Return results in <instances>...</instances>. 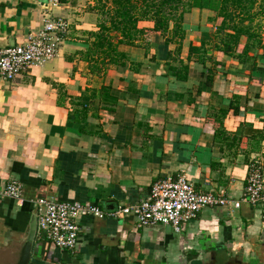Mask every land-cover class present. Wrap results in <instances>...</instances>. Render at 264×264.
Here are the masks:
<instances>
[{
    "label": "crops",
    "instance_id": "0c3cea01",
    "mask_svg": "<svg viewBox=\"0 0 264 264\" xmlns=\"http://www.w3.org/2000/svg\"><path fill=\"white\" fill-rule=\"evenodd\" d=\"M50 1L0 0V49L24 43L46 9L70 23L56 57L12 85L0 84V186L12 180L23 185L21 199H0V264L18 263L37 201L45 197L99 205L105 217L80 219L74 250L51 247L37 229L28 264H264L261 209L234 205L251 161H264V141L250 164L245 156L253 149L249 131L264 134V69L258 68H264L263 50L250 53L257 68L251 60L212 50L220 19L213 10L192 8L185 14L179 57L190 67L186 81L167 75L159 58L151 59L155 42L148 54L143 46H121L128 67L96 76L79 51L98 29V14L82 0H59V6ZM205 41L213 57L206 66L188 59L190 46ZM245 44L243 37L237 53ZM102 85L111 86L117 101L92 96ZM221 109L228 112L225 129L243 135L241 146L222 148L215 139ZM178 174L199 191L224 190L230 203L204 208L180 232L171 226L138 228L134 215L118 211L147 197L157 180Z\"/></svg>",
    "mask_w": 264,
    "mask_h": 264
},
{
    "label": "trees",
    "instance_id": "16d2710c",
    "mask_svg": "<svg viewBox=\"0 0 264 264\" xmlns=\"http://www.w3.org/2000/svg\"><path fill=\"white\" fill-rule=\"evenodd\" d=\"M192 8L213 10L220 19L211 43L212 50L228 56H238L242 62L251 60L257 68L255 57L250 53L257 49H262L264 53V0H97L95 5L91 6V11L99 16L98 29L89 33L85 39L87 47L79 51V54L88 63L93 75L102 76L111 67H128L129 55L121 46H143L148 54V49L155 42L157 53L152 55L151 59L156 61L159 58L166 66L167 75L186 81L190 67L179 57L185 38V14ZM141 21H150L153 26L141 28ZM151 35L154 36L152 41ZM243 37H246V44L243 52L239 54L237 50ZM143 38L145 43H140ZM171 44H177L175 52L169 49ZM209 48L206 41L199 46L191 45L188 59H195L206 66L208 60H213L208 54ZM207 76V84H210L213 81L211 69H208ZM200 92L201 89H198V93ZM91 94L107 101H117L111 86L93 88ZM109 110L114 111L112 107H109ZM227 113L226 109H221L219 115H216L219 125L216 127L215 139L222 142V148L239 147L243 142V135L229 133L225 129L223 120ZM249 133L253 149L245 153L248 164L251 153L260 152L264 141L263 129H251Z\"/></svg>",
    "mask_w": 264,
    "mask_h": 264
},
{
    "label": "built area",
    "instance_id": "2783aa9c",
    "mask_svg": "<svg viewBox=\"0 0 264 264\" xmlns=\"http://www.w3.org/2000/svg\"><path fill=\"white\" fill-rule=\"evenodd\" d=\"M60 3L59 0L51 2L52 6H59ZM46 10L42 23L24 43L0 49V84L12 85L34 66L45 64L58 55L70 23L64 17L50 14V9ZM22 196L23 185L17 180L0 186V199H21ZM243 202L259 207L264 221V170L263 163L256 159L251 162L242 198L235 201L234 205L240 207ZM229 203L230 199L224 190L218 193L199 191L191 179L178 174L157 180L150 187L147 197L120 207L118 211L134 215L138 228L171 226L175 232H180L190 222L197 220L204 208L224 207ZM37 206L40 239L62 250H74L77 247L82 217H105L99 205L78 200L60 201L45 197L37 201Z\"/></svg>",
    "mask_w": 264,
    "mask_h": 264
},
{
    "label": "water",
    "instance_id": "95a60500",
    "mask_svg": "<svg viewBox=\"0 0 264 264\" xmlns=\"http://www.w3.org/2000/svg\"><path fill=\"white\" fill-rule=\"evenodd\" d=\"M37 228H38L37 216H35L31 223L28 239L23 247L21 257L17 264H28L29 263Z\"/></svg>",
    "mask_w": 264,
    "mask_h": 264
},
{
    "label": "rangeland",
    "instance_id": "374dc122",
    "mask_svg": "<svg viewBox=\"0 0 264 264\" xmlns=\"http://www.w3.org/2000/svg\"><path fill=\"white\" fill-rule=\"evenodd\" d=\"M64 1H70V0H64ZM76 2H78V1H81V0H75ZM88 1L89 0H82V2H81V4L82 5H87V7H86V10H91V6H93V5H95V3L97 2V0H91V1H94V3H93V5H89V4H87L88 3ZM145 27V26H144ZM141 28H143V27H141Z\"/></svg>",
    "mask_w": 264,
    "mask_h": 264
}]
</instances>
